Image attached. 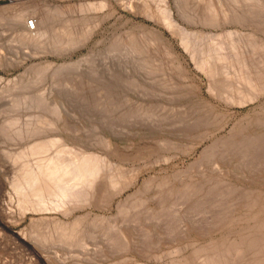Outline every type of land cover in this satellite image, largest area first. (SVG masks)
<instances>
[{"label": "rangeland", "instance_id": "rangeland-1", "mask_svg": "<svg viewBox=\"0 0 264 264\" xmlns=\"http://www.w3.org/2000/svg\"><path fill=\"white\" fill-rule=\"evenodd\" d=\"M129 1L0 0V264H196L239 245L248 254L231 264H264L263 240L262 251L254 246L264 238V91L242 105L210 94L176 30ZM252 1H222L237 16L218 28L179 0L165 8L187 32L237 29L264 41V0ZM205 114L209 125L199 121ZM233 131L246 145L229 140ZM50 139L107 158L104 191L71 212L22 219L11 158ZM111 172L123 189L108 186ZM79 215L81 242L56 235L39 245L43 256L30 249L56 222Z\"/></svg>", "mask_w": 264, "mask_h": 264}, {"label": "bare ground", "instance_id": "bare-ground-1", "mask_svg": "<svg viewBox=\"0 0 264 264\" xmlns=\"http://www.w3.org/2000/svg\"><path fill=\"white\" fill-rule=\"evenodd\" d=\"M137 1L143 3V14L145 16L149 18L150 17L155 19L157 18L159 19L161 25H163L167 29L170 30L172 29L173 31L176 30L175 32L178 35V40L180 42L179 45L182 46L185 52L189 55L190 60L194 64L195 68L200 70L204 75V77H206L207 79L206 85L210 94L218 96L224 100L230 101V103L233 102L242 105L245 103L253 102V100H255L257 96L264 91V41L262 39H261L262 41L260 40L261 37L259 38L246 37L244 36V33L242 31H237V29L235 30L222 29L219 30V32L217 31V33L213 35H208V34L202 35L201 32H187L185 29L178 27L175 24V22L172 20L171 12L165 8V0H137ZM222 1L233 3L234 0H219L218 2H216V4L215 2L212 3L211 0H179V2L182 3V5H180L181 7H185V9L189 7L190 9V6H192L193 10H195L196 13V15L194 16H198L197 17L198 19L203 18L205 20L208 19L206 21L210 20L212 24H216L217 28L219 27V25L221 24L223 25L224 23V22L221 23L222 20L221 21L218 20L222 18L227 20L228 18H232V17L236 18L235 16H237L236 13H232L235 9L231 7L230 4L225 5V3L223 2L224 3L223 5ZM242 1L249 3V1L252 0H242ZM252 2H254V0ZM135 3L136 0H130L128 2V6L131 8L132 7L135 8ZM236 3L237 1L235 2V4ZM238 3H240V1H238ZM238 10L239 13H241L240 11L242 10H240V8ZM245 10L247 9L245 8ZM184 12L186 11L184 10ZM244 12L241 13L242 17H245L246 15V13L244 14ZM186 15L187 14H185L184 16ZM247 15L246 17H250ZM151 40H152L151 43L153 44L154 40L153 39ZM172 56L174 58L176 55L174 56L173 54ZM161 61H159V64ZM167 61L168 60H166V62ZM168 64L169 62L166 63V65ZM163 66L165 67V64ZM199 121L200 123H206L209 125L214 120H212L210 117L208 118L205 114L203 117H200ZM45 124H47L48 127L56 126L53 122L50 123L45 122ZM232 133L233 135H231V138L229 139L231 142H234L236 144L238 143L241 146L246 145V143H244L245 139L241 140L239 139V137H236L239 140L237 139L235 140V138L233 139V136L236 134L234 131ZM254 134L257 135L256 132ZM205 135L208 136V134ZM203 137L205 136L203 135ZM245 142L247 141L245 140ZM58 143H59L58 140L55 139L44 140V141L42 140V142L40 141V143L28 146L21 152L17 153L15 157L11 158V162L13 164H19L16 169L17 173L13 178L11 185L16 195V197H14L16 209L20 213L19 215L22 219L24 218L27 212L42 213V212L54 211V212H62L65 214L68 211L71 212V210L73 209L75 210V208H82L93 203L96 200V198L101 194L100 192L102 189V183L104 182V178L106 176L105 171L112 168V165L107 160V158L103 159V156L102 158H100L95 154L93 155L91 153L81 152L80 150L73 148L70 149L69 147H64V145L60 146L61 144L59 145ZM60 143H62V141ZM108 159H110V156ZM120 182H121V175L119 173L117 174L116 172L115 173L111 172L107 177V184L111 189L120 188L121 187ZM235 210L236 209H234V211ZM227 211H229V209ZM81 219L82 217H80L79 215L78 218H74V220L70 224L69 223L64 224L62 221L58 223L56 222L54 224L55 226L54 227L52 226L53 229H50L49 232L47 231V234L43 233L46 235H43L42 238L40 236L39 238L40 241L38 239L36 240L37 242L39 241V243L41 244L35 243L36 241L34 240V242H29L28 245L31 246V248L30 247L29 248L37 252L38 253L37 255L40 254L42 255L45 249L39 245L51 241L54 236L56 237V235L57 237L59 236L58 237L59 239L61 238L60 240H64L65 244L69 243L68 245L70 246L71 244V246L73 247L75 243L78 244L84 238L83 235L85 232L84 231L85 228H83V225H81L84 224L83 222H80ZM32 221L33 220H31L30 222ZM263 227H264V221L262 220V222L260 221V223H258L257 225V232L260 231L261 228L263 229ZM257 232H254V235ZM126 239L127 238L125 237V235L120 234L117 240V244H119V249L122 250L127 248L128 242L126 241ZM241 239L239 241H241ZM65 240L67 241V243ZM262 240L264 242V238L259 236L254 240L255 242L254 246L255 244L258 243L256 251L260 252V250L263 249L264 246L262 247V245L260 244ZM250 241L251 240L249 239V242ZM247 245L248 244H246V246ZM217 247L218 246H216V248ZM199 252L198 254L200 255L202 252L201 253ZM246 252H247V247L245 246L242 245H239L237 247L232 246L228 252L223 254H215V255L211 254L213 258H209V260L207 261L206 260L201 261L200 259V261H197L196 264H231L233 260L240 258ZM208 254L210 255L209 252ZM194 255L197 256L196 254ZM244 257L246 258V256ZM196 260H199V258ZM189 261L191 262V260Z\"/></svg>", "mask_w": 264, "mask_h": 264}]
</instances>
